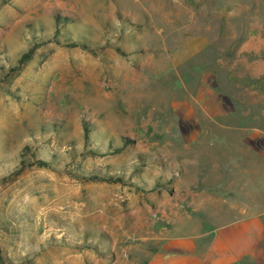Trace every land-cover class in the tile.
Listing matches in <instances>:
<instances>
[{
  "label": "rangeland",
  "instance_id": "374dc122",
  "mask_svg": "<svg viewBox=\"0 0 264 264\" xmlns=\"http://www.w3.org/2000/svg\"><path fill=\"white\" fill-rule=\"evenodd\" d=\"M256 37L264 0H0V264H146L208 181L181 103Z\"/></svg>",
  "mask_w": 264,
  "mask_h": 264
},
{
  "label": "crops",
  "instance_id": "0c3cea01",
  "mask_svg": "<svg viewBox=\"0 0 264 264\" xmlns=\"http://www.w3.org/2000/svg\"><path fill=\"white\" fill-rule=\"evenodd\" d=\"M259 48L264 50V41L252 38L239 51L253 52L254 58L218 56L205 62L218 66L200 71L196 93L181 103L192 114L200 112L190 120L197 131L189 141L208 146V181L206 189L186 192L173 231L146 264H264V56Z\"/></svg>",
  "mask_w": 264,
  "mask_h": 264
},
{
  "label": "trees",
  "instance_id": "16d2710c",
  "mask_svg": "<svg viewBox=\"0 0 264 264\" xmlns=\"http://www.w3.org/2000/svg\"><path fill=\"white\" fill-rule=\"evenodd\" d=\"M27 57H28V56L25 55V56L22 58L21 63H24V62L26 61Z\"/></svg>",
  "mask_w": 264,
  "mask_h": 264
}]
</instances>
